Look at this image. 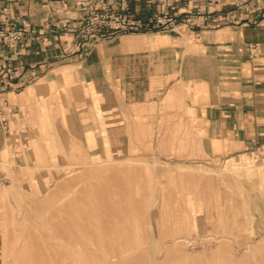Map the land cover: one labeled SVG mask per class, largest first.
<instances>
[{"label":"crops","instance_id":"crops-1","mask_svg":"<svg viewBox=\"0 0 264 264\" xmlns=\"http://www.w3.org/2000/svg\"><path fill=\"white\" fill-rule=\"evenodd\" d=\"M86 1L98 5L0 0V24L27 29L21 40L0 42V93L12 107L9 130L0 126V175L8 180L11 158L26 167L46 151L52 159L148 157L177 160L172 182L182 189V164L217 163L222 178L207 175L212 187L217 183L223 214L238 224L247 218L258 231L264 222L258 193L259 185L264 191V0L241 7L207 0L205 29L125 34L73 48ZM105 1L144 22L159 12L158 0ZM250 43L258 52H249Z\"/></svg>","mask_w":264,"mask_h":264},{"label":"rangeland","instance_id":"rangeland-1","mask_svg":"<svg viewBox=\"0 0 264 264\" xmlns=\"http://www.w3.org/2000/svg\"><path fill=\"white\" fill-rule=\"evenodd\" d=\"M176 161L46 151L23 167L11 158L0 185V264H264V222L257 231L242 216L227 220L208 181L222 168L182 164L181 189ZM258 193L264 202L261 185Z\"/></svg>","mask_w":264,"mask_h":264},{"label":"built area","instance_id":"built-area-1","mask_svg":"<svg viewBox=\"0 0 264 264\" xmlns=\"http://www.w3.org/2000/svg\"><path fill=\"white\" fill-rule=\"evenodd\" d=\"M207 0H158L159 12L149 22L120 13L106 5L105 0L84 3L85 18L73 30V48L82 47L85 43L110 40L112 38L142 32L178 30L181 27L205 29L209 25V12L205 8ZM248 0H235L241 7ZM26 27H18L13 21L0 24V42L11 44L21 40ZM250 53L258 52V44H248ZM12 107L0 93V126L9 130ZM8 180L0 175V185Z\"/></svg>","mask_w":264,"mask_h":264},{"label":"bare ground","instance_id":"bare-ground-1","mask_svg":"<svg viewBox=\"0 0 264 264\" xmlns=\"http://www.w3.org/2000/svg\"><path fill=\"white\" fill-rule=\"evenodd\" d=\"M130 40V39H129ZM118 48V47H117ZM121 49V48H120ZM25 264H29V261L26 259L25 260V262H24Z\"/></svg>","mask_w":264,"mask_h":264}]
</instances>
